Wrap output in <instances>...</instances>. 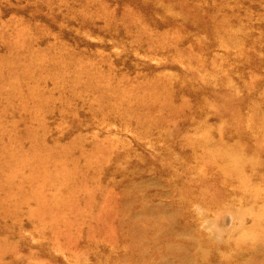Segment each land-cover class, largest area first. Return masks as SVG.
<instances>
[{
  "label": "rangeland",
  "instance_id": "obj_1",
  "mask_svg": "<svg viewBox=\"0 0 264 264\" xmlns=\"http://www.w3.org/2000/svg\"><path fill=\"white\" fill-rule=\"evenodd\" d=\"M0 264H264V0H0Z\"/></svg>",
  "mask_w": 264,
  "mask_h": 264
}]
</instances>
